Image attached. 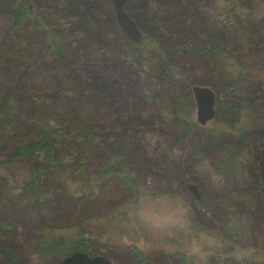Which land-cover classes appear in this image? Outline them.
I'll list each match as a JSON object with an SVG mask.
<instances>
[{
	"label": "rangeland",
	"instance_id": "obj_1",
	"mask_svg": "<svg viewBox=\"0 0 264 264\" xmlns=\"http://www.w3.org/2000/svg\"><path fill=\"white\" fill-rule=\"evenodd\" d=\"M26 1L42 22L13 28L0 0V95L13 120L53 124L62 168L27 187L38 162H8L3 119L0 264H59L79 238L111 264H264V0H124L140 42L111 0ZM193 86L215 93L204 125Z\"/></svg>",
	"mask_w": 264,
	"mask_h": 264
},
{
	"label": "trees",
	"instance_id": "obj_2",
	"mask_svg": "<svg viewBox=\"0 0 264 264\" xmlns=\"http://www.w3.org/2000/svg\"><path fill=\"white\" fill-rule=\"evenodd\" d=\"M3 1L4 3L9 4L11 6L12 10L9 15V19L11 21V26L13 28L20 26L22 22L30 18H32V21H34L36 24H39L40 21H38L37 18L33 16L32 7L26 0H3ZM129 43L132 46L133 54L136 55L138 60H141L145 56H147L149 52V50L147 49L148 46L147 42L141 41V43L137 46L134 45L133 42H129ZM160 50L161 49L159 47V51ZM226 50H228L226 41L220 43H214L213 41H211L208 49L205 48L200 49L199 53L203 55L208 54V56H211L215 60V62H217L218 65L222 68L223 62L221 61V59L222 56L224 57L226 56ZM160 52L161 55L157 53L156 55L162 61L163 64H161L160 70L156 69L153 70V72L155 73L158 72L159 78L161 79V81H163L167 79L168 67L166 66V64H168V61H167L165 49ZM51 56L56 60H62V61L65 60L67 58L66 48L62 44L60 46H56L52 48ZM217 87L218 85L216 86L214 85L213 89L215 90ZM31 102L32 101H30V103ZM8 104H9L8 97L0 95V124L3 122L4 118L12 119L11 117H9L10 115L6 111V106H8ZM44 117L47 118L49 121V117H46V115ZM12 125L16 127L15 131L14 130L12 131L14 152L13 155H11V157L8 159V162H11L12 160L16 161L21 158H30L38 162L37 166L31 168L32 175L31 178L26 182L27 187H31L35 184H40L41 179L46 174L54 175L62 168V163H61L62 160L57 155L55 145L53 144L52 141L53 137L51 136V131L54 129L53 124L44 121L41 126L34 125L33 123L26 121L20 117L19 119L15 118L13 120ZM88 136L90 137L91 134H89ZM83 141L90 142L91 140L89 138L88 139L84 138ZM115 156H118V158L121 157L123 158V160H126L125 147H123ZM105 168L106 170L105 171L103 170V172L110 171L107 168V166H105ZM80 171H82V168L80 169ZM88 242L89 241H87L84 238L81 239L79 238V241L76 243L77 245L74 246L73 250H82L90 255L99 254L97 250L94 249L93 246H92L93 248L90 247ZM6 254L10 258L11 262H15V256L12 253L6 251Z\"/></svg>",
	"mask_w": 264,
	"mask_h": 264
},
{
	"label": "water",
	"instance_id": "obj_3",
	"mask_svg": "<svg viewBox=\"0 0 264 264\" xmlns=\"http://www.w3.org/2000/svg\"><path fill=\"white\" fill-rule=\"evenodd\" d=\"M111 1L114 5L116 19L121 30L131 41L140 42V32L136 23L123 9L124 0ZM192 89L196 104L197 121L204 125L215 116V109L213 107L215 93L207 86H193ZM191 188L197 194L193 185H191ZM59 264H111V260L103 255H90L82 250H76L63 257Z\"/></svg>",
	"mask_w": 264,
	"mask_h": 264
}]
</instances>
